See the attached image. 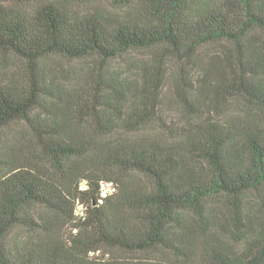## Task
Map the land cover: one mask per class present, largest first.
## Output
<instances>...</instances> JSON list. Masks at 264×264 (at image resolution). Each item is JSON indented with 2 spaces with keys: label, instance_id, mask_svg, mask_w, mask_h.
Segmentation results:
<instances>
[{
  "label": "trees",
  "instance_id": "1",
  "mask_svg": "<svg viewBox=\"0 0 264 264\" xmlns=\"http://www.w3.org/2000/svg\"><path fill=\"white\" fill-rule=\"evenodd\" d=\"M110 1L0 0V264H264V0Z\"/></svg>",
  "mask_w": 264,
  "mask_h": 264
},
{
  "label": "rangeland",
  "instance_id": "2",
  "mask_svg": "<svg viewBox=\"0 0 264 264\" xmlns=\"http://www.w3.org/2000/svg\"><path fill=\"white\" fill-rule=\"evenodd\" d=\"M84 5H82V7H96V8H100V9H110V10H114L116 8V6L113 4V2H111L110 0H85V3H83ZM145 57H147V55L145 53H134L132 54V56H130V58L136 59L138 61L145 59ZM0 60L1 57H0ZM7 62L10 63V65H15L18 64L19 61L16 60L14 57H8V59H6ZM57 63L59 65H63L64 68H70L72 66H75L77 63L76 62H72L69 63L65 60H59L57 61ZM115 66L117 67H121V66H126V62L124 59H119L116 61ZM177 74V68L175 64H171L169 66V71H168V75H169V86L167 87V97L165 98V105L170 108L171 114H176L178 115V108L180 107L178 101H177V97L176 94L174 93L173 87L176 83V79L175 76ZM168 96H170V99H168Z\"/></svg>",
  "mask_w": 264,
  "mask_h": 264
},
{
  "label": "built area",
  "instance_id": "3",
  "mask_svg": "<svg viewBox=\"0 0 264 264\" xmlns=\"http://www.w3.org/2000/svg\"><path fill=\"white\" fill-rule=\"evenodd\" d=\"M114 191H115V187L112 183H107V182L102 183V187H101L102 196H107L108 194H111ZM77 213L79 215L84 214L82 206H79L77 208Z\"/></svg>",
  "mask_w": 264,
  "mask_h": 264
}]
</instances>
